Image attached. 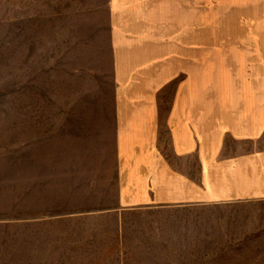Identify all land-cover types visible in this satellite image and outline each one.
I'll list each match as a JSON object with an SVG mask.
<instances>
[{"label":"crops","instance_id":"1","mask_svg":"<svg viewBox=\"0 0 264 264\" xmlns=\"http://www.w3.org/2000/svg\"><path fill=\"white\" fill-rule=\"evenodd\" d=\"M200 1L104 0L96 119L8 124L22 215L0 221V264H264V36H223Z\"/></svg>","mask_w":264,"mask_h":264},{"label":"rangeland","instance_id":"2","mask_svg":"<svg viewBox=\"0 0 264 264\" xmlns=\"http://www.w3.org/2000/svg\"><path fill=\"white\" fill-rule=\"evenodd\" d=\"M16 2L0 0L2 222L22 215L21 208L8 200L6 194L8 124H72L94 120L102 103H108L110 92L105 76L108 67L104 66L107 58L104 0H27L25 28L33 31L35 37L27 42L24 66L16 64L20 59L12 39L13 26L16 29L18 24L13 20ZM193 7L212 12L205 17L208 23L230 26L231 32H224L223 36L232 35V40L244 42L254 27L256 40H263L264 0H204L194 2ZM56 27L60 34L56 35ZM58 36L62 38L59 42ZM23 75L24 81L20 79Z\"/></svg>","mask_w":264,"mask_h":264}]
</instances>
